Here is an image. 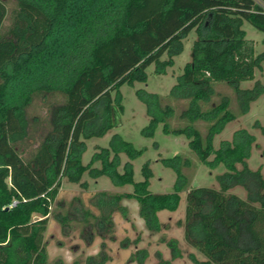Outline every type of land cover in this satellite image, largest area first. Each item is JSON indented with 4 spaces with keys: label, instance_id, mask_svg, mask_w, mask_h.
<instances>
[{
    "label": "trees",
    "instance_id": "trees-1",
    "mask_svg": "<svg viewBox=\"0 0 264 264\" xmlns=\"http://www.w3.org/2000/svg\"><path fill=\"white\" fill-rule=\"evenodd\" d=\"M14 2L10 25L4 29L8 8L0 0V264H63L48 261L44 237L51 208L64 179L87 187L82 182L86 172L92 179L105 176L116 186L134 188L124 195L98 196L102 198L96 206L108 208L102 216L108 232L114 228V213L128 219L124 199L137 200L139 216L150 232L162 229L158 213L178 209L187 184L182 169L191 165L189 159L160 158L176 173V182L174 192L154 194L149 190V161L142 167L143 181H134L132 161L144 150L119 134L111 137L107 148L98 147L87 165L82 156L86 140L104 137L121 125V87L147 82L151 65L157 75H165L192 32L197 38L191 61L170 94L136 91L149 117L141 134L154 138L162 124L165 134L185 136L207 167L223 164L227 170L217 176L219 189L195 187L187 193L184 240L204 257H192V262L264 264V174L248 163L256 138L238 129L218 149L213 146L215 136L238 115L247 114L264 94L259 80L250 89L241 88L263 67L264 51L256 54L255 42L247 39L243 26L247 22L264 33V0ZM217 83L234 91L238 113L231 111L228 96L218 94ZM39 98L48 99L45 116L33 106ZM172 101L188 102L178 116L186 123L183 127L170 124L175 114ZM197 121L211 123L206 133L195 127ZM254 128L264 137L260 122ZM121 154L128 157L122 173ZM238 187L245 190V198L231 192ZM169 245L173 258H179L176 242ZM147 257L142 250L131 260L144 264ZM109 259L100 252L89 261L106 264Z\"/></svg>",
    "mask_w": 264,
    "mask_h": 264
},
{
    "label": "rangeland",
    "instance_id": "rangeland-1",
    "mask_svg": "<svg viewBox=\"0 0 264 264\" xmlns=\"http://www.w3.org/2000/svg\"><path fill=\"white\" fill-rule=\"evenodd\" d=\"M8 8V17L4 22V29L10 25V13L15 7L14 0H3ZM243 29L247 33V39L255 42L256 54L264 51V33L256 30L249 23H245ZM197 35L192 32L184 40L183 52L174 58L175 64L167 69L165 75L155 73V65L146 70L147 82H136L133 86L123 85L121 87L122 103L125 112L121 117V125L110 130L104 137L86 140V151L82 156V163L87 165L92 156L98 152V147H108L111 137L119 134L135 148L143 149V154L132 161L134 170V181H143L142 167L150 162L153 177L150 179L149 190L154 194H166L174 192L176 173L160 162V158H171L181 155L183 159H189L191 165L184 167L182 172L186 177V190L180 192V203L174 212L161 211L158 213L162 229L158 233H152L146 228L144 220L139 216V204L136 199H124L121 204L128 209V219L121 213L113 215L114 228L112 232L107 231L102 216L107 213L108 208L103 210L96 206L98 197L105 192L109 195H124L133 192L132 185L116 186L108 177L92 179L86 172L82 182L87 184L84 188L80 184L69 183L66 179L62 182L57 200L51 208L48 228L45 233L47 243L48 261H57L63 264H98L97 261H89V258L104 252L110 259L106 264H138L131 258L137 252L145 250L148 254L144 264H159L160 260L171 261L172 264H194L192 257L203 260L204 257L184 240V218L186 212V197L190 188L211 187L219 189L217 176L227 170L223 164L210 169L201 162L196 153L189 148V140L185 136L168 135L163 132L160 124L156 129L154 138L143 137L141 131L149 123L146 106L138 99L136 91L144 89L150 93L166 97L170 94L172 87L177 83V78L183 73L185 65L191 61L192 47ZM167 57L164 56L163 60ZM259 80L264 85V63L262 70H257L253 81L242 82V89H250ZM2 80L0 79V84ZM220 96H228L231 100L230 109L238 113L235 93L225 83L215 85ZM219 102L220 98H214ZM45 99L33 101L36 112L42 116L47 115L49 103ZM175 114L171 119L172 127H183L185 122L178 119L181 111L188 107L187 101L171 102ZM205 110L209 106L204 107ZM29 112H33L29 108ZM264 126V94L251 104L247 114L239 116L228 123L225 129L213 140L214 149L219 148L223 140H231L233 133L238 129H246L255 136L256 142L252 148L251 157L248 161L253 170L262 169L264 174V157L261 155L264 147V137L259 130L254 128L256 122ZM211 123L197 121L195 127L206 133ZM128 157L121 154V164L118 168L123 172V165ZM94 166L100 167V163ZM242 198L246 192L242 188L231 191ZM106 198V197H105ZM105 200H108L107 198ZM38 219L39 216H35ZM128 240V242H126ZM176 242L179 258H173V251L169 243Z\"/></svg>",
    "mask_w": 264,
    "mask_h": 264
},
{
    "label": "crops",
    "instance_id": "crops-1",
    "mask_svg": "<svg viewBox=\"0 0 264 264\" xmlns=\"http://www.w3.org/2000/svg\"><path fill=\"white\" fill-rule=\"evenodd\" d=\"M204 260V259H203Z\"/></svg>",
    "mask_w": 264,
    "mask_h": 264
}]
</instances>
